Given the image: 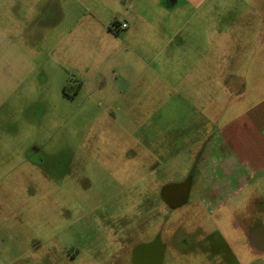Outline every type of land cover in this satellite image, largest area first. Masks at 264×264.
<instances>
[{"label": "rangeland", "instance_id": "rangeland-1", "mask_svg": "<svg viewBox=\"0 0 264 264\" xmlns=\"http://www.w3.org/2000/svg\"><path fill=\"white\" fill-rule=\"evenodd\" d=\"M35 1L38 5L33 8L16 6L14 17L15 8L2 6L5 0H0V264H101L109 250V231L102 228V221L110 219L122 237L141 221L125 213L131 190L126 185V162L157 160L158 131L166 146L177 144L191 151L169 164L170 171L173 166L180 169L174 180L181 181L216 131L240 114L260 118L264 111V0H208V6H213L210 39L204 25L191 17L192 8L182 4L169 12L150 8L148 62L151 68L173 70L160 72L167 83L149 69L151 85L143 87L141 78L131 84L129 73L122 74L118 67L137 64L136 56L128 54L121 60L123 54L117 53L115 66L92 63L97 73L94 81H88L73 99L62 93L65 75L58 67L62 62L53 63L47 55L54 42L55 20L45 16L46 11L57 16L58 5H72V1ZM80 1L87 6L81 13L98 12L112 31L116 22L107 3L119 1L120 5L121 0L106 1V9L97 0ZM106 27L84 25L86 46L113 45L115 38ZM176 27L180 33L168 45L174 55L155 56ZM181 37L182 43L178 42ZM205 47L213 54L201 55ZM191 66L196 71H190ZM201 66L211 72H200ZM220 85L231 89L223 95ZM196 97L208 100L202 104L193 101ZM158 113L161 118L149 115ZM243 140L247 142L245 136ZM162 153L170 159L173 152ZM207 189L195 169L188 203ZM229 218L222 212L212 223L188 219L178 239L171 242L179 254H168L164 264H218L187 258L181 242L187 230L197 236L203 228L213 231L212 225H217L233 246L238 239ZM241 224L264 227V173L241 192ZM208 233L210 239L204 240L219 243L216 233ZM245 239L242 246L241 235V264H264V253L253 251Z\"/></svg>", "mask_w": 264, "mask_h": 264}, {"label": "crops", "instance_id": "crops-1", "mask_svg": "<svg viewBox=\"0 0 264 264\" xmlns=\"http://www.w3.org/2000/svg\"><path fill=\"white\" fill-rule=\"evenodd\" d=\"M71 1L72 5L69 3H63L61 6L58 5L57 16L53 17L49 12H45V16L49 17V20H55V28H53L52 31V40L54 42L47 55L51 56L53 63L62 62L61 66H58L65 75V84L63 85L65 90L63 91L62 89V93L65 97L70 99L80 94L83 87L88 84V81H94L97 73L92 67V63L105 65L111 63L115 66L116 60L113 58L117 53L123 54L121 60L128 54L136 56L137 64L130 65L128 68L124 66L118 67L122 74L127 75L126 73H129L131 84L137 82V80L141 78L140 80L142 81L143 87L147 88L151 85V82H154V80H151L149 69H152L151 72L153 75L156 73V76L157 74L161 76L162 80L160 81L167 83L165 76H162L160 72L173 70L164 69L162 66L159 67V65L151 68L148 62V55H150V53L148 54L150 38L147 35L149 33L148 29L152 24L149 16L150 8H161L169 12L168 10L173 8L176 9L180 4H182L183 7H190L195 12L191 17L194 18L196 22L204 25L209 39V34H212L211 31L208 33V24L212 20L213 6H208V0H121L120 5L117 3L119 1L114 3L116 6H114V4L111 5L108 0H97V4L102 5L105 9V2H109L110 5L107 3V6H112L113 21L116 22L117 25L126 24V28L119 29L116 34H113L109 27L105 26L106 24L104 20L101 19L98 12L94 14L93 11H90L87 16L85 13L80 12L81 8L85 11L87 10L85 4L80 0ZM91 1L92 3L96 2V0ZM20 3L32 8L35 4L38 5L35 0H5V2H1V5H5L8 8H15L14 17H16V6H20ZM31 3H33L32 6L30 5ZM42 13L43 12L40 14ZM60 13H62V15H60ZM91 23L106 27V32L113 37V39L115 38L114 44L109 47L107 44H103L100 49L92 45H90V47L86 46L87 43L84 42L82 38L83 28L84 25L89 27ZM156 24H158V21H155L154 25ZM179 29L180 28H177L170 32L168 41L164 45L158 47L155 56H162L165 53H168L170 56L174 55L173 48L168 45L170 41L178 36V33H180ZM99 30L101 31V29ZM101 35L102 33L100 36ZM219 35L221 36L219 38L225 39L223 33H219ZM183 41L184 39L181 37L178 42L182 43ZM208 52L213 54L212 49L208 50V47H205V50H203V52L201 51V55H207ZM96 57L97 59H95ZM88 59H90V61L87 63L86 61ZM192 70L196 71V66H191L190 71ZM57 71L60 73V70ZM199 71L203 73L211 72L208 66H201ZM132 73L134 74L132 75ZM182 78H185V76H182ZM194 78L196 79L197 76H194ZM211 78L212 77H209V79L202 81L201 85L203 83H208ZM157 82H159V80ZM193 83L195 84L196 82ZM220 89L223 95H225L224 93H227L231 87L228 85H225V87L224 85H220ZM121 93L122 92H119V94ZM91 97L92 96H90V98ZM210 99L212 98L210 97ZM239 99L241 100V97ZM195 100H201L202 104H204L208 98H206L205 101L201 97H199V99L196 97L193 101ZM149 115L151 117L158 116V118H161L159 113L156 115ZM216 132L217 133L208 141L205 148L200 150L203 155L199 154L195 157V167L201 173V176L204 177L207 186L210 187L209 199L213 207H219L225 204L226 200L232 202V205H236L241 201L242 190L249 186L257 175L259 176L264 173V111L260 114L259 119L258 116L254 117V115L251 114H248L247 118L245 115L241 116L240 114L224 128ZM246 133H249L248 137ZM244 136L247 142L243 140ZM147 138L148 136L145 138L146 144L150 145ZM163 140L164 137L162 132L158 131L156 140L158 153L164 152L166 149L169 151L189 150V148L182 149L181 145L177 144L166 146ZM241 235L243 240L242 246L246 244L245 238L248 237L252 250L264 253V247L260 246L259 243H261V241L258 240L260 236L264 235V227H246V224H241ZM229 247L235 254L234 256L231 255V257H227L225 263L241 264V254H238L236 250L238 245H229Z\"/></svg>", "mask_w": 264, "mask_h": 264}, {"label": "flooded vegetation", "instance_id": "flooded-vegetation-1", "mask_svg": "<svg viewBox=\"0 0 264 264\" xmlns=\"http://www.w3.org/2000/svg\"><path fill=\"white\" fill-rule=\"evenodd\" d=\"M171 152L173 153L170 159H166L165 155L159 152L157 160L151 163L148 159L138 160L136 163L126 162V185L131 190L128 192V207L125 213L132 217L133 221L139 220V217L141 221L134 225L137 226L135 229H129V233L122 237L118 232L119 229L111 221L108 222L110 219L105 220L107 218L104 217L102 228L109 231L106 245L109 250L102 256L101 264H164L165 259L170 256L168 254H179L173 251L171 242L178 239L181 228L187 226L185 223L188 219L191 222H195V219L199 221L206 219L208 223H212L213 217L219 215L220 218L222 212L230 217L232 230L238 239L234 246L238 245L236 250L241 254V201L232 205V202L226 200L225 204L213 207L209 199L210 187L207 186L205 192L192 203H188L194 170L197 169L196 160H192L194 165H190L184 178L175 181L176 173H179L180 169L176 170L173 166L174 170L170 171L169 164L174 163L179 154L191 155V151ZM200 155L203 153L201 152ZM112 218L117 224V217L112 216ZM212 228L213 231L203 228L197 236L187 230V238L181 242L186 248L182 254L201 263L214 260L218 264H226V258L234 256L235 252L230 250L221 227L212 225ZM202 232H206L205 235H202ZM208 232L216 233L217 238L220 239L219 243L213 245L215 244L213 241L204 240L210 239ZM112 235L119 236L113 238ZM258 240L261 241L260 246L264 247V235Z\"/></svg>", "mask_w": 264, "mask_h": 264}, {"label": "built area", "instance_id": "built-area-1", "mask_svg": "<svg viewBox=\"0 0 264 264\" xmlns=\"http://www.w3.org/2000/svg\"><path fill=\"white\" fill-rule=\"evenodd\" d=\"M126 28V24H120V25H117L116 23L113 25L112 27V32L114 31L115 34L117 33V31H119V29H124ZM113 32V33H114Z\"/></svg>", "mask_w": 264, "mask_h": 264}, {"label": "trees", "instance_id": "trees-1", "mask_svg": "<svg viewBox=\"0 0 264 264\" xmlns=\"http://www.w3.org/2000/svg\"><path fill=\"white\" fill-rule=\"evenodd\" d=\"M65 90V88H63V91Z\"/></svg>", "mask_w": 264, "mask_h": 264}]
</instances>
